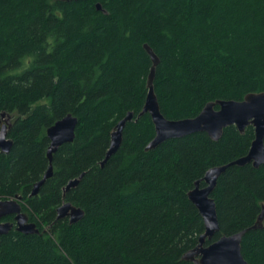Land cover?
Here are the masks:
<instances>
[{
  "label": "trees",
  "instance_id": "16d2710c",
  "mask_svg": "<svg viewBox=\"0 0 264 264\" xmlns=\"http://www.w3.org/2000/svg\"><path fill=\"white\" fill-rule=\"evenodd\" d=\"M144 45L159 59L152 91L167 120L264 92V0H0V130L11 142L0 151V200L21 197L38 229L1 235L0 264H193L182 256L204 224L187 194L210 168L245 156L254 129L227 126L218 141L195 133L146 151L155 131L139 115L151 67ZM67 115L77 121L73 141L31 195L49 165L47 130ZM212 191L219 231L205 246L254 226L264 166H230ZM63 203L83 218L57 220ZM261 224L240 241L247 264H264Z\"/></svg>",
  "mask_w": 264,
  "mask_h": 264
},
{
  "label": "water",
  "instance_id": "95a60500",
  "mask_svg": "<svg viewBox=\"0 0 264 264\" xmlns=\"http://www.w3.org/2000/svg\"><path fill=\"white\" fill-rule=\"evenodd\" d=\"M96 9L100 10V5H96ZM143 49L151 60V67L147 77V96L142 111L139 115L147 113L154 125V138L145 150H153L169 139H179L195 133H205L210 140L218 141L221 138L223 129L227 126H235L240 134L250 125L254 129V140L248 150V153L231 162L223 165L210 168L204 175L203 187H200L199 182H196L194 188L188 192L187 196L192 205L195 206L203 220L204 232L199 236L198 244L192 250L183 255L185 261L193 264H247L241 253V240L244 234L249 230L259 229L262 227L264 217V208L259 214L254 226L230 236H222L218 240L211 242L205 246L206 240H211L219 231L215 204L210 198L213 192L218 177L225 172L230 166L242 167L247 164L254 168L264 166V92L247 94L242 101L218 100L210 102L204 106L196 117L191 119H183L171 121L161 116L159 105L153 90V80L155 69L159 63L157 56L152 53L148 45H144ZM3 118V114L0 115ZM132 113L126 114L120 120L111 132L108 151L105 154L101 166L116 153L122 141V131L127 122L132 120ZM77 125V121L71 115H67L63 119L56 122L47 130V137L50 140L48 145L47 158L49 160L48 169L43 178L33 185L31 195H37L39 188L52 175V155L59 147L66 143H71L74 138L73 131ZM11 147V142L6 138V126H2L0 130V151L8 153ZM78 179L67 183L64 191L74 187ZM21 197H15L6 200H0V236L7 234L13 227L15 230L24 234H37L36 225L28 221L25 212H21ZM83 211L75 208L69 203H63L56 210V219H68V223L75 224L83 218ZM13 217L14 223L3 222L6 217Z\"/></svg>",
  "mask_w": 264,
  "mask_h": 264
},
{
  "label": "rangeland",
  "instance_id": "374dc122",
  "mask_svg": "<svg viewBox=\"0 0 264 264\" xmlns=\"http://www.w3.org/2000/svg\"><path fill=\"white\" fill-rule=\"evenodd\" d=\"M5 126V125H4Z\"/></svg>",
  "mask_w": 264,
  "mask_h": 264
}]
</instances>
